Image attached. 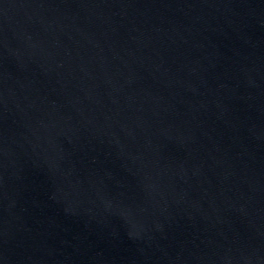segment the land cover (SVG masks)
<instances>
[{"label":"water","instance_id":"water-1","mask_svg":"<svg viewBox=\"0 0 264 264\" xmlns=\"http://www.w3.org/2000/svg\"><path fill=\"white\" fill-rule=\"evenodd\" d=\"M0 264H264V0H0Z\"/></svg>","mask_w":264,"mask_h":264}]
</instances>
